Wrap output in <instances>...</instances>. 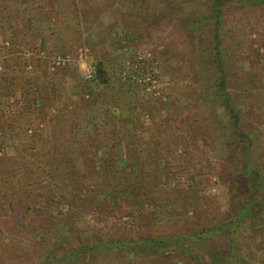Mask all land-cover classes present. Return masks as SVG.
<instances>
[{"label": "rangeland", "instance_id": "obj_1", "mask_svg": "<svg viewBox=\"0 0 264 264\" xmlns=\"http://www.w3.org/2000/svg\"><path fill=\"white\" fill-rule=\"evenodd\" d=\"M13 1L4 4L5 7L0 4V93L9 97L22 89L25 109L21 117L15 111L10 113L13 131L3 132L0 127V167L16 168L24 146L29 154L46 147L66 155H90V145L101 146L109 139V145L113 144L107 148L111 163L122 153L117 143L127 144L125 152L131 157L136 152L147 157L146 168L153 170L155 177L161 179L162 183L158 184L171 190L176 199L188 185L193 186L189 177L194 175L200 209L207 207L197 216L205 219L203 222L218 217L216 225L227 218V210L234 204L229 202L228 183L224 181L230 174L243 173V160L239 156L233 159L231 152H227L230 149L236 154L240 150L238 140L224 145L219 138L216 140L215 131L205 130V124L210 125L211 121L204 123L199 116L205 111L213 119H220L218 109L212 108L218 97L212 93L203 95L200 90L199 71L203 68L201 58L205 57L204 47L200 45L206 41L201 40L206 34L200 35L198 25L193 24V11L182 14L181 20V14L178 16V22L186 27L184 41L192 45L187 47L188 60L177 62L165 54L172 28L169 21L163 23L164 16L159 21L145 17L144 24L138 22V26H133L141 8L144 11L149 8L143 5L144 0ZM125 24L132 29L128 36L121 27ZM206 24L211 26V22ZM219 28L227 86L234 93L244 127L251 128L250 136L256 142L250 163L264 176V6L231 4L225 8ZM204 44L208 47V43ZM193 60L199 62L198 67ZM98 62L109 75L108 84L95 85L85 77ZM36 96L39 97L37 104L32 99ZM194 96L198 98V105H203L199 114ZM116 109L126 116L119 120ZM2 123L0 118V126ZM121 128L126 129V136ZM70 137L76 142L71 147L66 142ZM94 177L92 183L97 184ZM152 184L146 183L145 188H152ZM43 191L49 197L66 195L76 203L75 193H69L60 181H53ZM16 193L23 196L20 190ZM92 200V197H80L78 202L83 207L65 205L63 208L75 216L71 221L81 218L82 223L76 228L91 241L94 233L110 236L115 230L114 218H109L107 229L99 221L91 234L86 223H92V218L97 221L106 211L99 213L89 207ZM214 202L220 207L217 211L213 208ZM111 214L119 215L118 211ZM160 215L159 221H164L162 226L152 228L150 218L139 220L138 225L161 235L175 230L170 224L191 219L193 213L175 202ZM2 216L0 211V220ZM247 229H240L241 237H245L243 256L248 259L247 264H264V230ZM210 240L212 253H222L228 246L226 232ZM33 251H38L36 244ZM26 256L12 252L7 264H18ZM35 258L31 256L30 263ZM82 259L79 255L78 260ZM93 259L97 257L85 258L90 264H108L105 260L94 262ZM130 261L129 264H210L202 254L193 260L187 254L169 251Z\"/></svg>", "mask_w": 264, "mask_h": 264}, {"label": "trees", "instance_id": "obj_2", "mask_svg": "<svg viewBox=\"0 0 264 264\" xmlns=\"http://www.w3.org/2000/svg\"><path fill=\"white\" fill-rule=\"evenodd\" d=\"M13 2V0H1L0 4L5 7L4 4ZM144 3L149 8L145 11L141 8L138 17L134 18L136 24L133 26H138V22L144 24L145 17L148 20L159 21L164 16L163 23L169 21L172 28L169 30L170 38L165 54L174 61L186 62L187 47L191 48L192 45L183 38V28L186 27L178 22L182 14H188L192 10L193 24L198 25L200 35L206 34L201 40H206L208 47L205 46V42L200 45L205 50L202 52L205 57L201 58L203 68L199 71V82L202 84L200 90L203 95L212 93L213 96L218 97L217 103L212 108L218 109L220 119H213L212 115L210 117L202 110L199 114L198 110L203 105H198L197 96H194L193 101L196 107H199L197 113L202 121H211L210 125L206 123L204 128L207 132L215 131L216 140L219 138L223 144L238 140L240 150L236 154L230 149L227 152H231L233 159L240 157L243 160V173L234 176L230 174L229 179L224 181L228 183V186L225 184L228 190L226 186L225 190L229 202H232L234 207L227 210V218L225 216L224 221L221 220L218 225H216L219 221L218 217L209 218L206 222L201 221L205 219L197 216L198 212L205 211L207 207L200 209L196 177L194 175L189 177V183H193V186L188 185L181 197L176 199L171 190L158 184L162 183L161 179L155 177L153 170L146 168L147 157L138 152L131 157L125 152L127 145L125 143H117L122 153L112 163L107 152V148L113 145H109V139L101 146L90 145L92 151L90 155L87 153L66 155L59 150L53 152L46 147H42L43 150L38 153L29 154L24 146L20 149L21 161L16 168L0 167V211L3 212L0 220L1 264H7L9 254L12 252L27 255L18 264H90L91 261L85 260L90 255L97 257V260L93 259L94 262L105 260L108 264H129L133 258L138 259L142 256L152 258L168 251L187 254L188 258L193 260L199 259L202 254L208 258L210 264L248 263V259L242 253L245 237H241L240 229L244 231L245 227L249 230L253 228L256 231L264 230V176L250 163L251 152L256 142L250 136L251 128L244 127L241 113L234 100V93L227 86L228 76L221 57L222 33L219 27L222 26L225 8L227 9L231 4H248L257 7L264 6V0H144L143 5ZM209 22L211 26L206 24ZM121 27L127 36L131 33L130 26L125 24ZM193 63L194 66H199L196 60H193ZM109 79L102 63L98 62L91 73L90 82L95 85H105L109 83ZM16 93L9 97L0 93V118L3 122L0 127L3 132L14 130L11 126L12 120L9 118L10 113L15 111L13 113L16 116L24 115L25 94L22 93V89H18ZM32 99L37 104L39 97ZM116 112L119 120L126 116L120 109H116ZM125 130L121 128L123 135ZM179 136H182V133ZM231 138L234 141L230 140ZM66 142L70 147L76 143L72 138ZM82 145L83 142L79 143L80 148L83 147ZM35 147L33 145V149ZM92 176H95L97 184L92 183ZM53 181H60L62 187L69 190V193H75L76 203L73 204L66 195H60L59 198L47 196L43 189ZM146 183L152 184L153 187L146 189ZM239 184L241 186L237 188ZM17 190L22 191L23 196H19ZM80 197H92L89 207L96 208L99 213L106 210L105 214L101 213L97 221L92 218V223H86V227L91 228V234L95 232L99 221L103 222V227L107 229V221L109 218H114L112 224L115 230L112 235L103 232L102 235L94 233L91 241L85 236L86 234L76 228L78 223H82L81 218L71 221L75 216L70 214V210L64 211L63 208L65 205L83 207V204L78 202ZM175 202L181 203L186 212L190 211L195 216L170 224L177 231L158 235L138 225V221L143 218L151 219L152 228L153 225H164L162 223L164 221H159L162 217L160 212L166 211L169 205ZM214 204L213 208L217 211L220 207H217L218 204L215 202ZM149 205L153 208L150 209ZM109 207L110 209H107ZM108 210L111 213L118 211L119 215L115 216ZM67 214L69 217L66 216ZM123 217L126 219L122 220ZM225 232L228 234V246L222 249V253H212L209 246L210 239ZM206 242L208 245H205ZM35 244L38 246V251H33ZM33 255L36 256L35 262L30 263V257ZM79 255L83 257L82 260H78Z\"/></svg>", "mask_w": 264, "mask_h": 264}, {"label": "built area", "instance_id": "obj_3", "mask_svg": "<svg viewBox=\"0 0 264 264\" xmlns=\"http://www.w3.org/2000/svg\"><path fill=\"white\" fill-rule=\"evenodd\" d=\"M86 78H90L91 77V73L88 72L87 75H85Z\"/></svg>", "mask_w": 264, "mask_h": 264}]
</instances>
